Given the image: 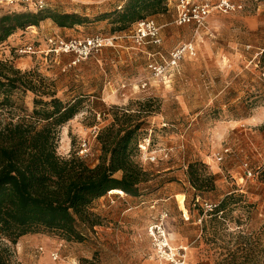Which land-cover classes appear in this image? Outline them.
Listing matches in <instances>:
<instances>
[{
  "label": "rangeland",
  "instance_id": "374dc122",
  "mask_svg": "<svg viewBox=\"0 0 264 264\" xmlns=\"http://www.w3.org/2000/svg\"><path fill=\"white\" fill-rule=\"evenodd\" d=\"M126 1L45 0L44 11L78 14L88 21L68 30L48 21L18 31L0 46V60L46 79L65 103L82 98L80 113L60 129L58 154L65 159L76 156L90 166L97 165L101 155L93 131L112 122L110 111L120 107L133 113L139 103L153 99L159 110L147 119L141 138L151 134L150 151L138 148L135 155L149 180L138 197L114 192L98 200L92 207L98 225L78 224L82 242L46 234L22 238L17 245L0 244L11 248L13 264H170L164 238L151 233L163 223L168 243L183 264H219L230 256L235 264H255L264 251V0H235L242 9L216 11L199 29L175 24L178 10L173 1L168 25L152 18L161 28L159 45H139L132 38L135 25L114 32L111 21L100 18ZM29 7L7 6L0 0V16L36 13ZM94 36L118 39L73 67V55L53 52L48 43L52 37ZM189 43L195 56L187 54L167 79L153 76L150 64L164 63L174 49ZM28 46L34 48L32 53L25 52ZM3 99L0 94V103ZM35 99L30 91H15L10 104L0 106V121L29 118ZM84 142L89 150L82 154ZM151 155L156 162L146 158ZM220 155L222 162L217 160ZM190 165L214 176L215 188L196 190ZM247 170L254 177L247 178ZM230 196L236 200L225 212L215 215L207 209ZM182 197L183 206L178 201ZM55 253L58 260L53 259Z\"/></svg>",
  "mask_w": 264,
  "mask_h": 264
},
{
  "label": "trees",
  "instance_id": "16d2710c",
  "mask_svg": "<svg viewBox=\"0 0 264 264\" xmlns=\"http://www.w3.org/2000/svg\"><path fill=\"white\" fill-rule=\"evenodd\" d=\"M170 1L127 0L100 18L110 20L114 32H124L142 20L167 14ZM47 20L63 29L88 21L78 14L44 9L36 13H6L0 16V46L18 31L38 28ZM17 90L30 91L36 99L29 118L5 124L0 121V243L17 245L26 236L46 234L67 242H82L84 235L78 224L91 228L98 225L92 213L98 200L113 191L138 197L141 185L149 180V173L136 162L135 155L143 141L147 119L159 108L154 109L153 99L139 103L133 113L114 107L110 111L112 122L100 129L97 137L101 147L98 164L90 166L76 156L65 159L58 154L60 129L80 113L82 98L65 103L56 98L46 79L23 74L0 60V94L4 95L0 106L9 105ZM189 176L199 192L215 188V177L200 173L196 165L189 166ZM232 200H236L235 196L226 197L213 208V214L225 212ZM235 261L230 256L219 264ZM246 261L250 262L248 257ZM0 264H13L9 246L0 244ZM255 264H264V251Z\"/></svg>",
  "mask_w": 264,
  "mask_h": 264
},
{
  "label": "built area",
  "instance_id": "2783aa9c",
  "mask_svg": "<svg viewBox=\"0 0 264 264\" xmlns=\"http://www.w3.org/2000/svg\"><path fill=\"white\" fill-rule=\"evenodd\" d=\"M177 1V10L178 16L175 20L177 25H194L198 29L204 27L207 23L208 18L216 11L220 12H232L239 9H242V5L235 2V0H176ZM3 2V1H1ZM7 6H15L21 4L27 9H30L29 6L35 8V10L44 9L46 7L45 0H5ZM161 28L158 24L152 19L142 20L135 25V32L132 35L133 40L141 45L145 42L153 43L156 45L161 44L162 40L160 37ZM118 38L116 36H94L88 37L85 39H71L64 40L59 37H52L48 40V43L54 47L53 52L58 54L73 55L74 60L69 65V67L77 66L78 64L86 61L94 52L102 50L107 47H112L115 44V41ZM34 48L28 46L25 49L26 53H32ZM195 56V48L193 44H184L176 49H174L168 60H165L161 64H150L149 68L151 69L153 76L159 79H167L172 73H174L180 66L181 61L185 56ZM100 129L95 127L93 131L94 137H98ZM151 147V134L145 140H143L139 146L143 153H148ZM89 150L88 143L84 142L82 154L87 153ZM226 151L224 154L228 153ZM151 162H156L157 157L151 155L147 156ZM218 162L223 161V156H218ZM254 177V174L247 170V178ZM208 210H213V205L206 206ZM167 217L165 214L162 217L164 220ZM152 236L156 233L161 235L165 240L163 252L167 255L170 264H183L182 261H178L176 256L173 253V249L168 243L166 238L165 229L163 223L156 225L151 229ZM54 260L59 259L58 253L52 255Z\"/></svg>",
  "mask_w": 264,
  "mask_h": 264
},
{
  "label": "crops",
  "instance_id": "0c3cea01",
  "mask_svg": "<svg viewBox=\"0 0 264 264\" xmlns=\"http://www.w3.org/2000/svg\"><path fill=\"white\" fill-rule=\"evenodd\" d=\"M173 1H175L176 2V0H172V1H170V6H171V4H172V2ZM169 6V11H168V13L167 14H165V15H159V16H157V18H158V22L160 23V24H162V26H165V25H168V23H169V18H168V15H169V12H170V7ZM48 21H50V20H47V21H45V22H47L46 24H49V22ZM44 23V22H43ZM34 28H36V27H34ZM59 29H61V30H68V29H63V28H59ZM14 36V35H13ZM10 40V39H9ZM7 43V42H6ZM3 46V45H2ZM119 193V192H117V191H113V192H110L111 194L112 193ZM121 194H123V195H125L124 193H121ZM28 238H35V237H32V236H26V237H24V241H27V240H29ZM26 239V240H25ZM33 240V239H32Z\"/></svg>",
  "mask_w": 264,
  "mask_h": 264
},
{
  "label": "bare ground",
  "instance_id": "6f19581e",
  "mask_svg": "<svg viewBox=\"0 0 264 264\" xmlns=\"http://www.w3.org/2000/svg\"><path fill=\"white\" fill-rule=\"evenodd\" d=\"M178 201H179V204H180L181 206H183L182 204H184V198L182 197L181 200L179 199Z\"/></svg>",
  "mask_w": 264,
  "mask_h": 264
}]
</instances>
